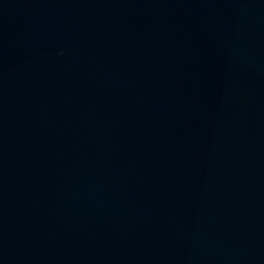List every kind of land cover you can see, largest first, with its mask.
Listing matches in <instances>:
<instances>
[{"label":"water","instance_id":"1","mask_svg":"<svg viewBox=\"0 0 264 264\" xmlns=\"http://www.w3.org/2000/svg\"><path fill=\"white\" fill-rule=\"evenodd\" d=\"M0 264H264V0H0Z\"/></svg>","mask_w":264,"mask_h":264}]
</instances>
